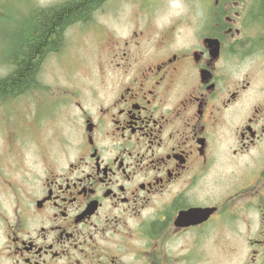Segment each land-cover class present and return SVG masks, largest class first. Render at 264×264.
<instances>
[{
	"label": "flooded vegetation",
	"instance_id": "1",
	"mask_svg": "<svg viewBox=\"0 0 264 264\" xmlns=\"http://www.w3.org/2000/svg\"><path fill=\"white\" fill-rule=\"evenodd\" d=\"M218 1L186 44L169 27L142 49L147 28L134 32L140 56L132 51L131 76L105 108L33 112L32 125L79 117L82 127L73 155L65 133L56 151L40 157L34 146L20 180L2 176L0 264H182L191 250L179 257L174 243L216 216L245 228L244 264H264V45L252 43L238 2ZM233 52L234 78L222 68ZM220 163L219 204L200 197ZM208 208L204 221L183 214Z\"/></svg>",
	"mask_w": 264,
	"mask_h": 264
},
{
	"label": "rangeland",
	"instance_id": "2",
	"mask_svg": "<svg viewBox=\"0 0 264 264\" xmlns=\"http://www.w3.org/2000/svg\"><path fill=\"white\" fill-rule=\"evenodd\" d=\"M65 0H0V76L7 75L11 68L6 61V48L9 44V35L18 29L19 22L26 18L29 11L62 3ZM215 0H187L190 14L174 19L164 29H158L154 23L157 16H163L167 9L168 0H104L93 12L86 23L76 24L64 31V40L56 52L46 55L40 63L36 78V88L30 87L26 92L11 98L0 100V182L3 177L15 182L20 180V173L29 166L25 163L28 156L33 154L34 146L39 144V156L56 151L63 142H67L69 151L73 155L78 143L75 129L82 127L80 119L73 120L66 125L55 118L45 117L34 123L33 112H48L49 108L62 107L59 102L69 101V107L74 112L77 104L86 108L92 105L91 113L100 108H105L119 90L125 77L131 76V53L134 55L139 50L131 45L135 43L134 32L146 30L150 37L142 42V49L149 48L160 41V35L169 27L175 29V41L179 35L180 43L189 41V33H178L183 25L199 28L203 17L217 13L218 7ZM226 0H219L218 4ZM239 4L234 11L246 15L247 34L254 45H264V22L254 19L253 7L255 0H233ZM206 6H208L206 8ZM211 6V7H210ZM197 10L203 16H196ZM262 20V19H260ZM187 40V41H186ZM189 44V43H188ZM64 45V46H63ZM258 57L254 56L256 60ZM241 57L234 52L229 55V62L222 68L233 78L238 75ZM128 61V62H127ZM117 63L122 65L117 66ZM229 73V74H228ZM68 98H70L68 100ZM77 111V110H76ZM61 112V111H60ZM45 114V113H44ZM24 119H29L24 120ZM33 126V127H32ZM33 132V138L30 133ZM23 133V136H22ZM67 134L61 141L60 135ZM23 137V138H22ZM24 162V163H22ZM224 164L216 165L218 181L215 189L207 188L200 198H209L212 202L222 203L226 194L227 178ZM18 169L19 172H16ZM2 197L5 187L0 185ZM238 224V223H237ZM249 235H254L251 229ZM245 228L236 226L226 220L224 216H216L213 223L200 229L198 233H184L174 246L180 257L184 252L189 253L184 257L186 264H244L251 246L244 242ZM169 246V245H168Z\"/></svg>",
	"mask_w": 264,
	"mask_h": 264
},
{
	"label": "trees",
	"instance_id": "3",
	"mask_svg": "<svg viewBox=\"0 0 264 264\" xmlns=\"http://www.w3.org/2000/svg\"><path fill=\"white\" fill-rule=\"evenodd\" d=\"M103 1L65 0L53 6L32 9L26 18L13 21L18 29L10 33L6 48V61L11 72L0 76V100L17 97L30 87L36 88L40 63L46 55L61 47L64 31L88 22ZM255 1L257 6L253 7L252 15L258 22H264V0Z\"/></svg>",
	"mask_w": 264,
	"mask_h": 264
},
{
	"label": "clouds",
	"instance_id": "4",
	"mask_svg": "<svg viewBox=\"0 0 264 264\" xmlns=\"http://www.w3.org/2000/svg\"><path fill=\"white\" fill-rule=\"evenodd\" d=\"M190 14V9L187 4V0H168L167 9L163 16H157L154 23L158 29H164L172 23L174 19L181 18ZM196 16H203V12L197 10ZM187 32L189 34L194 33V29L191 26L183 25L178 29V33ZM177 42L180 43L179 35Z\"/></svg>",
	"mask_w": 264,
	"mask_h": 264
},
{
	"label": "water",
	"instance_id": "5",
	"mask_svg": "<svg viewBox=\"0 0 264 264\" xmlns=\"http://www.w3.org/2000/svg\"><path fill=\"white\" fill-rule=\"evenodd\" d=\"M212 210H209V211H201V214H205V212H207V214H209ZM204 216H207V215H204Z\"/></svg>",
	"mask_w": 264,
	"mask_h": 264
}]
</instances>
